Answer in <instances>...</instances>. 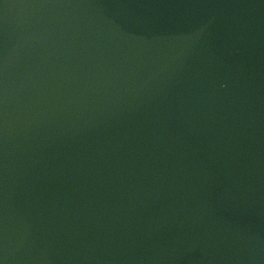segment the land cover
I'll list each match as a JSON object with an SVG mask.
<instances>
[{
	"label": "water",
	"instance_id": "obj_1",
	"mask_svg": "<svg viewBox=\"0 0 264 264\" xmlns=\"http://www.w3.org/2000/svg\"><path fill=\"white\" fill-rule=\"evenodd\" d=\"M4 264H264V0H0Z\"/></svg>",
	"mask_w": 264,
	"mask_h": 264
},
{
	"label": "snow or ice",
	"instance_id": "obj_2",
	"mask_svg": "<svg viewBox=\"0 0 264 264\" xmlns=\"http://www.w3.org/2000/svg\"><path fill=\"white\" fill-rule=\"evenodd\" d=\"M0 264H4V261H3V259H0Z\"/></svg>",
	"mask_w": 264,
	"mask_h": 264
}]
</instances>
